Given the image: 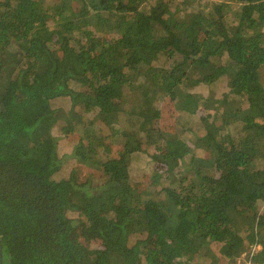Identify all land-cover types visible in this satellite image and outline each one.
<instances>
[{"label":"trees","instance_id":"1","mask_svg":"<svg viewBox=\"0 0 264 264\" xmlns=\"http://www.w3.org/2000/svg\"><path fill=\"white\" fill-rule=\"evenodd\" d=\"M256 198L264 0H0V264H264Z\"/></svg>","mask_w":264,"mask_h":264},{"label":"rangeland","instance_id":"2","mask_svg":"<svg viewBox=\"0 0 264 264\" xmlns=\"http://www.w3.org/2000/svg\"><path fill=\"white\" fill-rule=\"evenodd\" d=\"M169 10H170L169 14L171 16L173 14L172 13L173 9L171 8ZM125 91H126V95H124V97H125L126 101H128V103H132L131 100L129 99V97L132 96V94L131 95L129 94V90L127 89L126 86H124V92ZM120 97H121V95H119L117 98H115V100H120L119 99ZM112 103H113V106H116L117 101H114ZM158 103H159V101H158ZM169 105H170V101L167 98L162 97L161 102L159 104H157L158 108L153 109L151 112V115L153 117L160 115L159 122L161 125H169L170 124L169 120H167V117H166V113L169 112L171 109V107ZM58 130L59 129H58V126L56 124L53 127V133H55V135H57V136H60V138H61L63 135L61 134V132H58ZM65 136H66L65 138H69V136H67V135H65ZM65 146H67V149L69 151L72 150V144L71 145L70 144L65 145ZM64 148H66V147H64ZM140 155H141L140 157L138 155L137 158H134V159L132 158L131 162H130L131 172L133 173V175L136 178H139L140 175H142L141 177H143L145 174L144 172L147 173V172L151 171V169H150L151 167L149 165V162L147 161L148 158L146 157L147 159H145L144 155H142V154H140ZM73 169H75V173L78 176L79 182H85V181H88L89 179L92 182H98V180H102L99 173L94 171L92 167L85 166L84 164L78 163V162H74V166H70V167L66 166L65 172L62 171L60 175L68 176L69 173L72 172ZM138 186L141 189L144 188L143 190H145V193L149 192L150 186H149V180L147 181V178H141V181H139ZM256 200L257 201L253 202V207H259V206L262 207L264 205V202H262L258 198H256ZM93 234H94V237H92ZM80 237L87 244H89L92 249H93V246L98 242V241H96V234L93 231L89 232L86 229H83L81 231ZM225 263H226V261L224 262V264Z\"/></svg>","mask_w":264,"mask_h":264},{"label":"built area","instance_id":"3","mask_svg":"<svg viewBox=\"0 0 264 264\" xmlns=\"http://www.w3.org/2000/svg\"><path fill=\"white\" fill-rule=\"evenodd\" d=\"M255 250V249H254ZM256 251H254V253H255ZM250 264V263H249Z\"/></svg>","mask_w":264,"mask_h":264},{"label":"water","instance_id":"4","mask_svg":"<svg viewBox=\"0 0 264 264\" xmlns=\"http://www.w3.org/2000/svg\"><path fill=\"white\" fill-rule=\"evenodd\" d=\"M1 251H2V247H1Z\"/></svg>","mask_w":264,"mask_h":264}]
</instances>
